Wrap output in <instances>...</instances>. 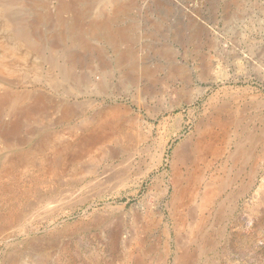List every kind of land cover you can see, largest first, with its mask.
<instances>
[{
    "label": "rangeland",
    "instance_id": "374dc122",
    "mask_svg": "<svg viewBox=\"0 0 264 264\" xmlns=\"http://www.w3.org/2000/svg\"><path fill=\"white\" fill-rule=\"evenodd\" d=\"M22 1L12 0L10 16L33 24L36 10ZM134 1L110 24L133 36L117 43L105 28H89L114 15L113 0H90L88 10L79 2L62 17L59 1L49 0L41 10L55 22L38 29L40 57L18 62L11 81L0 78V96L11 97L0 110V264H264V0H177L199 10L212 37L195 35L157 0ZM81 35L91 44L76 64L84 80L51 88L46 73L67 72ZM34 59L44 63L43 82L27 69ZM15 107L33 111L12 133ZM231 119L246 135L206 162L195 158L198 138ZM242 137L250 155L234 162ZM196 171L203 180L187 194ZM210 181L216 198L202 204Z\"/></svg>",
    "mask_w": 264,
    "mask_h": 264
},
{
    "label": "bare ground",
    "instance_id": "6f19581e",
    "mask_svg": "<svg viewBox=\"0 0 264 264\" xmlns=\"http://www.w3.org/2000/svg\"><path fill=\"white\" fill-rule=\"evenodd\" d=\"M49 0H23L22 2V6H27V5H31V8L32 6H34L35 8V20L33 21V24H32V21L30 22V25H28L27 23L28 22H25V19L23 17L21 20H13L10 16L11 13L10 12V9H12V0H0V18H2V24H3V28H5V30L3 31V36H0V78L2 77L3 80L4 79H7L9 81L12 80V78H14L12 76V73L14 72V69L17 65L18 62H21V61H24L26 62V58H30L29 55H35V59L39 58L40 57V50L42 47V41L40 40V37L42 35V32L39 33L38 29L40 27V25L43 23V22H47V20L49 21V19L52 17L49 18V13L45 12V10L43 11V9L41 10V8L43 7H46L47 3H48ZM59 1V15L58 17H62V15L65 13H70V11H72L73 9L76 8V6H79V2H84L86 3L85 6L83 7V9H89V5H90V0H57ZM112 1V0H111ZM134 1V0H130V1H121V0H113V9L111 12H113L114 15H112L111 13V16L110 14L105 16V17H102L100 16V19L92 22L91 24V30H92V34H95L97 33L99 30H101V28H105L106 30L110 31L112 36L114 37L115 41L117 43L121 42V41H128L131 40V32H128L126 31V29L124 28H119V26L117 27L118 29L116 28H111L110 24L112 23H115L116 19H118L119 17H121L120 15L121 14H124L128 9H129V6L132 4L131 2ZM158 1V6L162 7V6H165L166 9L170 10V12H175L177 14H179V16L181 17V23L182 25H187V27L191 28L193 30V33H195V35H199V36H207V37H212L213 35V32H212V28H210L209 26H207V24L204 22V20H202L200 18V14H199V10L198 11H194V12H188L186 10V7H184L181 3H179L177 0H157ZM156 1V2H157ZM186 1V0H185ZM205 1V0H204ZM231 1V0H230ZM228 1V2H230ZM187 2V1H186ZM185 2V3H186ZM206 2V1H205ZM204 2V4H205ZM210 2V1H209ZM208 2V3H209ZM21 3V2H20ZM131 3V4H130ZM135 3V1H134ZM147 3V2H146ZM150 3V2H149ZM154 3V2H153ZM188 3V2H187ZM192 3V2H191ZM211 4V3H210ZM15 5V4H14ZM81 5V4H80ZM92 5V3H91ZM154 5V4H153ZM188 5V4H186ZM193 5V3H192ZM215 5V4H214ZM21 6V7H22ZM50 6V5H49ZM149 6V5H148ZM147 6V7H148ZM190 6V4H189ZM195 6V5H194ZM202 6V5H200ZM29 7V6H28ZM52 7V6H51ZM55 7V6H54ZM82 7L80 8V10H83ZM146 7V6H145ZM154 7V6H153ZM192 7V6H191ZM196 7V6H195ZM26 8V7H25ZM39 8V9H38ZM57 8V7H56ZM78 8V7H77ZM143 8V7H142ZM151 8V7H150ZM197 8V7H196ZM214 8V7H213ZM29 9V8H28ZM84 9V10H85ZM144 9V8H143ZM193 9V8H192ZM200 9V8H199ZM204 9V8H203ZM21 10V9H20ZM22 10H23V7H22ZM147 10V9H146ZM151 10V9H150ZM167 10V11H168ZM48 11H51V10H48ZM53 11V10H52ZM107 11V10H106ZM13 12V11H12ZM128 12V11H127ZM143 12V11H142ZM201 12V11H200ZM14 13V12H13ZM23 13V12H22ZM86 13V12H84ZM149 13V12H148ZM228 13V12H227ZM53 15V13H51ZM108 14V12H107ZM142 14V13H141ZM70 15V14H69ZM76 15V14H75ZM30 16V15H29ZM13 17V16H12ZM32 17V16H31ZM54 17V15H53ZM52 17V18H53ZM66 18V16H64ZM123 17V15H122ZM203 17V15H202ZM17 18V17H16ZM51 18V22L55 20L53 19L52 20ZM64 18V19H65ZM68 18V16H67ZM148 18V17H147ZM19 19V18H18ZM29 19V18H28ZM59 19V18H58ZM121 19V18H120ZM123 19V18H122ZM121 19V20H122ZM149 20V19H148ZM70 21H71V27L72 28V31L75 27H77L79 29V26L81 25V17L80 15L78 16V18H73L71 17L70 18ZM212 21V20H211ZM60 22V21H59ZM83 22V20H82ZM90 22V21H89ZM50 23V22H49ZM46 24V23H45ZM89 24V23H88ZM44 25V24H43ZM49 25V24H48ZM66 25V24H65ZM113 25V24H112ZM46 26V25H45ZM63 26V25H62ZM69 27V26H68ZM113 27V26H112ZM54 28V27H53ZM64 28V27H63ZM49 29V28H48ZM77 29V31H79ZM83 29V28H82ZM2 30V29H1ZM45 30V29H44ZM67 30V29H66ZM81 30V29H80ZM130 30V29H129ZM47 31V30H46ZM58 31V30H57ZM12 32V34H11ZM54 32V31H53ZM59 32V31H58ZM56 32V37L57 39H61V40H65L66 38H64V34H60L57 36V33ZM68 32V31H67ZM66 32V33H67ZM87 32V31H86ZM51 33V32H50ZM61 33V32H60ZM100 33V32H99ZM48 34V33H47ZM68 34V33H67ZM87 34V33H86ZM104 34V33H103ZM80 35V34H79ZM43 36V35H42ZM55 36V35H54ZM78 36V35H77ZM89 36V35H88ZM111 36V35H109ZM56 37H55V41L54 42H57L56 41ZM74 37V36H73ZM94 37V36H93ZM101 37V36H100ZM107 37V36H106ZM133 37V36H132ZM47 38V37H46ZM45 38V39H46ZM92 38V37H91ZM98 38V37H97ZM96 38V39H97ZM80 39H81V50L82 52L78 54L77 53H70L69 54V60L70 62L68 61V63L70 64V66L68 65L67 67V72L65 73L64 72V75H61V73H56L54 72V70L52 68L49 69L48 73L47 74V80L46 82L48 83V85L53 88V89H63V88H71V86H75V85H78L79 83H82V80L84 79H79V76L82 75V74H79V72L77 73V67H76V64H77V59L78 60H81L82 57H84V53L85 51H89L90 50V43L88 42L89 40H87L84 35H81L80 36ZM47 40V39H46ZM79 40V39H78ZM53 42V41H52ZM51 42V43H52ZM112 42V41H111ZM45 43V42H44ZM61 43V42H60ZM63 43V42H62ZM61 43V44H62ZM68 43V42H67ZM42 44V45H41ZM79 44V43H78ZM58 45V43H57ZM115 45V44H114ZM130 45V43H129ZM78 46V45H77ZM46 47V46H45ZM58 47V46H57ZM50 48V47H48ZM61 48V46H60ZM59 48V49H60ZM116 48H117V45H116ZM47 49V48H46ZM64 50V49H63ZM93 50V49H92ZM45 51V50H44ZM49 51V49H48ZM56 51V50H55ZM69 51V50H68ZM70 52V51H69ZM133 51H132V48H127V49H124L122 50V55L121 57L123 56H127L129 54H131ZM49 53V52H48ZM59 53V52H58ZM67 53V51H66ZM100 53V52H99ZM135 53V52H134ZM38 54V55H36ZM138 54V53H137ZM58 55V54H57ZM65 55V54H64ZM47 56V55H45ZM68 56V55H67ZM49 57V56H47ZM58 57V56H57ZM63 57V56H62ZM60 57V58H62ZM129 57V56H128ZM52 58V57H51ZM33 60L31 61V65L28 66L27 69H30V71H32L33 74H37L35 75L38 76V74L40 73L41 75V79L42 82L44 80L43 76H42V68L43 66L40 65L39 63H42L43 61L41 60V62H36V60ZM119 59V58H117ZM133 59V58H132ZM40 60V59H39ZM45 60V59H44ZM48 60V59H47ZM65 60V58H64ZM124 60V57L123 59ZM49 61V60H48ZM48 61H46L47 63H49ZM63 61V60H62ZM117 61V60H116ZM138 61V60H137ZM55 62V61H54ZM66 62V61H65ZM87 62V61H86ZM46 63V64H47ZM120 63V62H119ZM122 63V62H121ZM44 64V63H42ZM51 64V63H50ZM135 64V63H134ZM28 65V64H27ZM53 65V64H52ZM59 65H62V64H59ZM50 66V65H48ZM23 67V66H22ZM59 67V66H58ZM63 67H64V63H63ZM123 67V66H122ZM46 68V67H45ZM48 68V67H47ZM57 69V68H56ZM65 69V67L63 68ZM137 69V68H136ZM142 69V68H140ZM144 69V68H143ZM58 70V69H57ZM60 70V69H59ZM93 70V69H92ZM104 70V69H103ZM64 71V70H63ZM106 71V70H105ZM140 72V71H139ZM152 73V72H151ZM45 76V75H44ZM98 76V75H97ZM123 76V75H122ZM34 77V76H33ZM39 78V77H38ZM25 80V79H24ZM36 80H39V79H36ZM99 81V80H98ZM18 82V81H17ZM30 82V81H29ZM41 82V81H40ZM45 82V83H46ZM15 83V82H14ZM33 83V82H32ZM21 84V83H20ZM35 85V84H34ZM33 85V86H34ZM36 86V85H35ZM39 86V85H38ZM35 88V87H33ZM36 89H43V87L41 88H36ZM72 89V88H71ZM97 89H100V87H98ZM41 91V90H40ZM27 92V91H25ZM37 92V91H36ZM4 93V92H3ZM9 95V94H8ZM8 95H3V96H0V110H2L6 104L10 101L11 97L8 96ZM40 95V94H39ZM36 96V95H35ZM37 96H38V93H37ZM20 99H26L28 98L27 96H25L24 93H20ZM40 97V96H39ZM39 97L35 98L34 99V102L36 103V105H38V103L41 101L39 99ZM19 103V101L17 102ZM119 106V105H118ZM47 107V106H46ZM44 107V109L46 108ZM114 107V106H113ZM16 108V107H15ZM109 108V107H108ZM224 108V107H223ZM229 108V107H228ZM237 108V107H236ZM17 109V108H16ZM37 109V108H36ZM48 109V108H46ZM104 109V108H103ZM106 109V108H105ZM110 109L112 111V108L110 106ZM117 109V108H116ZM125 109V108H124ZM38 110H41V109H38ZM121 110V109H120ZM128 110V109H127ZM126 110V111H127ZM217 110V109H216ZM226 110V108H225ZM239 110V109H238ZM33 110L31 111H28V110H18L17 109V114H16V120L13 122L11 128L9 129L10 132H15L19 130L20 128V120L23 119V116H29L31 114ZM37 110L34 109V114L36 113ZM43 111V110H42ZM101 111V110H99ZM110 111V110H109ZM110 111V112H111ZM116 111V110H115ZM114 111V112H115ZM129 111V110H128ZM1 112V111H0ZM70 112V110L68 111ZM75 112V111H74ZM234 112V111H233ZM241 112V111H240ZM2 113V112H1ZM104 113V112H103ZM118 113V112H117ZM127 113V112H126ZM15 114V113H14ZM45 114V112H44ZM109 114V113H107ZM230 114V113H229ZM99 115H103V114H99ZM105 115V114H104ZM136 115V113H135ZM134 115V116H135ZM139 115V113H138ZM226 116V115H225ZM136 117V116H135ZM235 117V116H233ZM66 118V117H65ZM129 118V116H128ZM236 118V117H235ZM4 119V118H3ZM88 119V118H87ZM139 119V116L138 118ZM234 119V118H233ZM9 120V119H8ZM133 120V119H132ZM203 120V119H202ZM211 120H212V117H211ZM259 120V119H258ZM263 120V119H262ZM22 121V120H21ZM139 121V120H138ZM218 121V119H217ZM222 121V120H221ZM226 121V120H225ZM237 121V120H236ZM212 122V121H211ZM210 122V123H211ZM215 122V120L213 121ZM212 122V123H213ZM220 122V121H219ZM134 123V122H133ZM139 123V122H138ZM223 123V122H222ZM208 124V123H206ZM237 124V125H236ZM234 123V121L231 119V120H227V122L223 123V124H219V123H214L215 126H220L219 129L215 130L216 128H214L213 126L209 127V131L206 130V132H209L211 136L207 137V138H198L195 139L197 140L196 141V145L193 144L194 146L191 147V150H193L194 152V156L195 158H201L202 160H204V162L208 161V156L210 155H215V154H218L219 152H221L224 148H223V144L224 142L228 143V141L232 140L234 141V139H236V135H244L245 133V127H240L238 126L239 123ZM242 124V123H241ZM11 125V124H9ZM133 125V124H132ZM136 125V124H135ZM116 126V125H115ZM230 126H233V128L231 129ZM83 127V126H82ZM228 127H230V129H227ZM264 127V126H263ZM235 128V130L233 131V129ZM206 129V127H205ZM203 130V128H202ZM148 131V130H147ZM200 131V130H199ZM260 131V130H259ZM57 132V131H56ZM18 133V132H17ZM125 134V133H124ZM152 134V132L150 133ZM261 134V133H260ZM259 134V136H260ZM199 135V134H198ZM246 135V134H245ZM263 135V134H262ZM197 136V135H196ZM149 137V136H148ZM198 137V136H197ZM18 138V137H17ZM152 138V137H151ZM243 139H241L239 142L236 143V147H235V151L234 152H230L231 155H229L230 159L232 161H236V158H240V157H247V155H250V145H249V141L247 139V137H242ZM261 138V136H260ZM263 139V138H262ZM194 140V139H193ZM231 141V142H232ZM256 142H258V140H256ZM255 143V142H254ZM230 144V143H229ZM257 145V144H256ZM230 146V145H229ZM234 146V145H233ZM255 146V144H254ZM254 146H251L254 148ZM261 146V145H260ZM187 147V146H185ZM225 147V146H224ZM257 147V146H256ZM184 148V147H183ZM229 148V147H228ZM263 148V147H262ZM234 149V148H233ZM261 149V148H260ZM264 149V148H263ZM180 151V150H179ZM178 151V152H179ZM224 152H225V149H224ZM263 152V151H262ZM188 153V152H186ZM184 155V154H183ZM224 156V155H223ZM228 156V155H227ZM186 154L184 155V161L186 160ZM178 158V157H177ZM180 158V156H179ZM211 158V157H210ZM191 159V157H190ZM218 159V158H217ZM182 160V159H181ZM244 160V159H243ZM178 161H180L178 159ZM190 161V160H189ZM172 162V161H171ZM193 162V160L191 161ZM190 162V163H191ZM229 162V161H228ZM240 162V161H239ZM178 163V162H177ZM181 163V162H179ZM187 163V162H185ZM184 163V164H185ZM196 164V163H195ZM222 164V163H221ZM228 164V163H227ZM241 164V163H240ZM183 165V164H182ZM208 165V164H207ZM223 165V164H222ZM233 165V163H232ZM235 165V164H234ZM201 166V165H200ZM220 166V165H219ZM229 166V165H228ZM174 167V166H173ZM222 167V166H221ZM227 167V166H226ZM177 168V167H176ZM179 168V167H178ZM177 168V169H178ZM184 169V168H183ZM231 169V168H230ZM204 170V169H203ZM223 173L224 175H222V178L223 180H229L230 182H232L233 180V175L232 177L228 176V177H225L227 176L226 174H228V170H226V168H223ZM233 170V169H232ZM206 171V170H205ZM204 171V172H205ZM219 171V169H218ZM236 172V171H235ZM184 172L182 171V174ZM232 173V172H231ZM239 173V171H238ZM221 174V173H220ZM219 174V175H220ZM188 175V174H187ZM192 176L188 178V184H187V188L185 187L186 191L185 193H187V189L191 188V181L193 180L194 182H197L199 180H203V177L199 176V173L198 171L194 172L193 174H191ZM236 175V174H235ZM244 175V174H243ZM217 176V175H216ZM177 177V176H176ZM184 177V176H183ZM220 177V176H219ZM216 178V177H215ZM185 179V177H184ZM183 179V180H184ZM197 179V180H196ZM219 179V178H218ZM182 182V181H181ZM229 182V183H230ZM191 183V184H190ZM184 184V183H183ZM201 184V183H200ZM180 185V184H178ZM177 185V187H178ZM186 186V185H185ZM218 186V185H217ZM224 186V185H223ZM193 187V186H192ZM242 187V186H241ZM223 188V187H222ZM198 189V188H197ZM179 191V190H178ZM176 192V191H175ZM194 193V192H192ZM188 194V193H187ZM215 194H216V189H215V186H214V183L213 182H208L206 185H205V190H204V194L202 196V204H208L214 197H215ZM186 196V195H185ZM218 196V195H217ZM193 197V196H192ZM176 198V197H175ZM216 198V197H215ZM214 201V200H213ZM215 202V201H214ZM200 204V203H199ZM212 204V203H211ZM200 207V206H199ZM151 209V208H150ZM210 209V208H209ZM212 209V207H211ZM201 210L204 211L206 209V207H201ZM224 211V210H223ZM211 213V212H210ZM207 214V213H206ZM191 215V214H190ZM199 216V215H198ZM195 217V216H193ZM193 217H191L193 219ZM190 218V219H191ZM189 219V218H188ZM198 220V219H197ZM192 221V220H191ZM201 222V221H200ZM209 222V221H207ZM184 224V223H183ZM210 225V224H209ZM191 226V225H190ZM201 226V225H200ZM176 227V226H175ZM194 227V226H193ZM192 227V228H193ZM203 229V228H202ZM206 230V229H205ZM200 231V230H199ZM192 232V231H191ZM193 233V232H192ZM196 234V233H195ZM198 234V233H197ZM127 246V245H126ZM131 246V245H129ZM137 246V245H136ZM181 246V245H180ZM136 250V249H135ZM143 250V249H142ZM188 254V253H187ZM129 258V257H128Z\"/></svg>",
    "mask_w": 264,
    "mask_h": 264
}]
</instances>
